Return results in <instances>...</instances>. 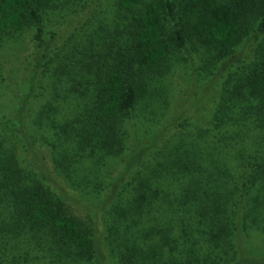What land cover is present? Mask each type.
Masks as SVG:
<instances>
[{
	"label": "rangeland",
	"instance_id": "rangeland-1",
	"mask_svg": "<svg viewBox=\"0 0 264 264\" xmlns=\"http://www.w3.org/2000/svg\"><path fill=\"white\" fill-rule=\"evenodd\" d=\"M118 1L49 0L44 38H50L51 31L58 35L50 50L49 66L40 65L42 54L34 27L4 37L0 43V125L7 128H0L3 153H14L21 165L29 168L30 146L39 147L54 177L91 206L106 198L115 178L125 176L115 207L105 214L104 225L107 223L110 233L104 243L110 257L107 264H199L191 250L206 245L205 232L211 228L208 221L202 223L193 216L194 205L185 206L180 198L176 202L180 187L192 174L170 173L188 155L195 157L205 173L225 162L233 172L239 171L237 154L228 151L236 143L231 131L234 123L244 124L251 117L248 110L242 113L240 106L246 101L240 100L230 104L225 125L216 120L224 79H215L210 71L217 73L219 64H204L196 54L194 66L185 59H172L170 68L152 81L148 96L138 103L132 118L124 120L119 143L111 151L102 148L98 139L87 146L79 144V137L64 139L61 144L57 140L60 128L55 125L74 122L79 110L91 105L93 87L86 80L97 65L94 54L123 40L126 20ZM256 47L248 52L249 60L254 59ZM212 82V95L194 108V102L202 99L197 97L198 89ZM155 141L156 151L148 152L141 164L128 171L126 160L140 145ZM68 150L74 157L63 156ZM56 158L66 159V173L54 169ZM141 181H148L152 188L140 200ZM253 195L264 198L259 184ZM67 202L68 215L93 224L88 212L73 200ZM12 213L8 209L6 216L12 217ZM225 214L228 217L227 210ZM262 222L246 224L243 232L248 251L260 256L264 255V219ZM0 240V264H100L72 256L39 227Z\"/></svg>",
	"mask_w": 264,
	"mask_h": 264
},
{
	"label": "trees",
	"instance_id": "trees-1",
	"mask_svg": "<svg viewBox=\"0 0 264 264\" xmlns=\"http://www.w3.org/2000/svg\"><path fill=\"white\" fill-rule=\"evenodd\" d=\"M48 5L49 0H0V43L7 34L34 27L41 66H49L50 50L58 37L51 31V37L44 38ZM118 6L126 20L123 40L94 54L97 65L86 80L93 87L91 105L79 110L74 122L55 125L60 128L57 140L61 144L64 139L79 137V144L87 146L98 139L102 148L111 151L119 143L124 120L132 118L138 103L148 96L152 81L170 68L172 59H185L194 66L196 54L204 64H219L217 73L210 71L215 79H224L216 120L225 125L227 109L240 100L246 101L240 106L242 113L248 110L251 117L244 124L234 123L231 131L236 143L228 151L237 154L239 171L233 172L225 162L205 173L195 157L188 155L170 173L192 174L180 187L176 202L180 198L185 206L194 205L193 216L202 223L208 221L211 228L205 232L206 245L191 250L199 264H219V260L221 264H264V255L248 251L243 234L246 224H262L264 219V198L253 195L258 184L264 190V0H119ZM255 46V57L249 60L248 52ZM213 87L214 82L198 89L197 97L202 99L194 102V108L208 100ZM190 108L194 109L191 104ZM24 139L29 143L26 133ZM156 144L140 145L126 160L127 170L141 164L151 150L156 151ZM30 149V165L25 168L14 153H3L0 140V239L17 238L19 231L39 227L74 257L110 262L104 244L110 235L105 214L115 207L125 176L112 181L102 202L87 205L54 177L44 151ZM63 156L74 157V152L68 150ZM65 160L56 158L54 169L66 173ZM148 181H141L140 200L152 188ZM71 200L90 214L92 225L65 212ZM8 209L13 211L12 217L6 216Z\"/></svg>",
	"mask_w": 264,
	"mask_h": 264
}]
</instances>
